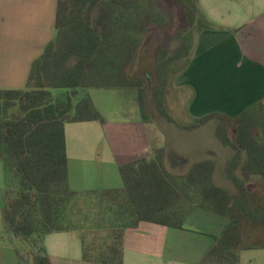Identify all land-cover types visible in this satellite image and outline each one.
<instances>
[{"label": "trees", "instance_id": "trees-1", "mask_svg": "<svg viewBox=\"0 0 264 264\" xmlns=\"http://www.w3.org/2000/svg\"><path fill=\"white\" fill-rule=\"evenodd\" d=\"M140 1L58 0L54 38L33 62L27 87L0 89V161L5 180L1 236L31 247L32 262L15 248L20 264H51L44 239L50 233L82 228L71 219L82 198L99 206L85 213L82 225L105 233L98 247L79 235L86 261L123 264L127 229L141 222L183 229L197 207L228 218L199 264H241L242 251L264 248V191L257 194L249 187L252 178L264 179V101L236 117L212 113L187 126L179 124L192 130L217 120L218 138L234 150L225 169L234 190L215 182L216 163L211 157L194 162L185 173L171 171L164 147L121 165L122 187L71 189L66 124L106 122L89 89H136L148 119L146 97L151 87L159 111L173 120L164 106L168 71L172 63L188 57L189 45L178 32L179 46L160 52L158 83L145 81L146 74L144 79L135 78L131 69L139 50L137 32L150 24L149 15L137 8ZM176 1L192 26L195 11L184 0ZM52 89L63 92L54 95ZM230 128L236 132L235 140ZM88 248L99 249L93 253Z\"/></svg>", "mask_w": 264, "mask_h": 264}, {"label": "crops", "instance_id": "crops-1", "mask_svg": "<svg viewBox=\"0 0 264 264\" xmlns=\"http://www.w3.org/2000/svg\"><path fill=\"white\" fill-rule=\"evenodd\" d=\"M197 3L206 30L181 78L187 77L184 84L196 91V102L203 107L210 97L214 107L194 112L191 106L190 111L193 118L212 111L236 117L264 101V0ZM57 6L58 0H0V89L27 87L33 62L54 38ZM112 89L122 90L120 99L135 103L131 117L112 106L110 96L95 95L92 88L88 92L106 122L65 126L69 183L75 191L122 187L121 165L147 156L153 148H165L161 140L157 141L153 122L144 118L135 89ZM4 181L0 161V189H5ZM227 223V217L202 207L193 210L183 229L141 222L125 232L123 264H199L214 244V236L220 235ZM18 241L0 234V248ZM43 244L51 264H100L84 260L77 232L50 233Z\"/></svg>", "mask_w": 264, "mask_h": 264}, {"label": "rangeland", "instance_id": "rangeland-1", "mask_svg": "<svg viewBox=\"0 0 264 264\" xmlns=\"http://www.w3.org/2000/svg\"><path fill=\"white\" fill-rule=\"evenodd\" d=\"M195 11V21L192 26L188 25L187 13L184 7L178 4L176 0H141L137 6L139 11L145 15H149L150 24L146 30H138L139 50L136 59L132 65L131 74L135 78L142 79L145 75V81L149 80L153 85L158 83L157 78V62L161 50L166 49L172 52L180 44V38L177 37L178 32L180 37L187 41L189 45V55L179 61L171 64L168 71V85L164 96V106L170 117L181 124L187 126L194 122L196 118L190 108L194 106V112L206 111L214 107L210 97L205 99V104L201 105L200 101L196 102V91L192 86L184 84L187 77H182L181 74L191 64L192 59L199 47V37L206 30V20L198 8L197 0H184ZM234 31V30H233ZM192 79L193 76L191 77ZM144 79V78H143ZM148 87V86H147ZM210 89V87H209ZM122 91V90H121ZM116 89L95 88L94 94H105L112 106L124 110L125 114L131 112L135 103L128 100L120 99V92ZM54 95H58L63 91L61 89H52ZM133 94V91H123ZM136 94L137 90L135 89ZM119 94V95H118ZM139 97V96H138ZM147 105L146 114L155 125L158 132L157 141H162L167 149L170 159L168 167L171 171L181 174L188 171L194 162L205 158H213L216 163V171L214 174L215 182L229 190H234V184L225 176V169L228 160L234 153V150L224 145L217 136L219 123L213 119L198 128L186 130L170 123L166 116L162 115L155 104L154 92L151 87L147 90ZM202 101V100H201ZM212 113H221L212 111ZM206 113V114H212ZM223 114V113H221ZM205 115V114H202ZM232 139H236V132L230 128L229 132ZM154 143H156L154 141ZM158 144V142H157ZM156 144V145H157ZM209 151L207 154L206 152ZM5 184V181H4ZM251 190L257 194H262L264 191V179L252 178L249 182ZM5 203V189H0V234L4 231V222L2 218V207ZM98 205L85 199H79L78 204L73 207L71 219L82 227L77 233L83 236L88 245L99 246L100 239L105 236L104 231L90 228L88 224L82 225L84 215L90 208L98 210ZM94 216V213H92ZM91 216V218L93 217ZM93 226V225H91ZM261 232V236H263ZM12 241V240H10ZM15 248L19 249L22 254L32 262L29 256L30 246L22 241L7 242L4 248H0V261L3 264H17V254ZM92 249V252H98L99 248ZM97 249V250H96ZM93 252V253H94ZM241 264H264V248H255L244 250L241 252Z\"/></svg>", "mask_w": 264, "mask_h": 264}]
</instances>
